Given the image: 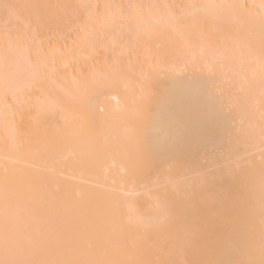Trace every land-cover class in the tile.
I'll list each match as a JSON object with an SVG mask.
<instances>
[{
	"label": "bare ground",
	"instance_id": "6f19581e",
	"mask_svg": "<svg viewBox=\"0 0 264 264\" xmlns=\"http://www.w3.org/2000/svg\"><path fill=\"white\" fill-rule=\"evenodd\" d=\"M262 46L264 0H0V175L31 188L38 225L58 212L102 258L203 259L175 226L209 216L202 186L230 146L259 162ZM209 76L222 127L176 83ZM146 106L161 152L136 143Z\"/></svg>",
	"mask_w": 264,
	"mask_h": 264
},
{
	"label": "snow or ice",
	"instance_id": "6c2138e0",
	"mask_svg": "<svg viewBox=\"0 0 264 264\" xmlns=\"http://www.w3.org/2000/svg\"><path fill=\"white\" fill-rule=\"evenodd\" d=\"M4 7L10 10L17 6ZM261 56L264 58V46ZM9 63L6 47L5 69ZM176 83L185 94L198 97L207 108L208 118L223 126L228 113L214 78L196 77ZM158 85V81L152 82L148 89L155 91ZM47 111L59 114L55 105ZM143 121L137 145L149 154L163 151L168 137L157 136L156 123L147 106ZM261 121L258 164L254 154L237 158L234 146H230L222 154L219 170H213L202 186L211 206L209 216L191 221L184 216L176 223L175 244L196 250L205 258L172 264H264V112ZM36 220L37 204L31 188L5 168L0 175V264H127L102 258L98 247H82L72 222L58 212L47 210L39 225Z\"/></svg>",
	"mask_w": 264,
	"mask_h": 264
}]
</instances>
